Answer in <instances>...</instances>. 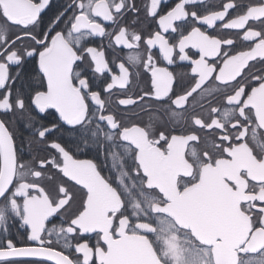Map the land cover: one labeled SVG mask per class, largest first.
Segmentation results:
<instances>
[{
    "label": "snow or ice",
    "instance_id": "obj_1",
    "mask_svg": "<svg viewBox=\"0 0 264 264\" xmlns=\"http://www.w3.org/2000/svg\"><path fill=\"white\" fill-rule=\"evenodd\" d=\"M0 264H264V0H0Z\"/></svg>",
    "mask_w": 264,
    "mask_h": 264
},
{
    "label": "flooded vegetation",
    "instance_id": "obj_2",
    "mask_svg": "<svg viewBox=\"0 0 264 264\" xmlns=\"http://www.w3.org/2000/svg\"><path fill=\"white\" fill-rule=\"evenodd\" d=\"M58 2H63V0H58ZM176 2V0H169V5L174 4ZM142 27L145 29V31L147 30H151L157 27V25L153 24V23H145L142 25ZM97 44H99V41H96ZM108 58L111 59L112 58V54L111 52H108ZM22 127V126H21ZM81 158H88L87 156H82ZM104 174L107 175V170L105 169ZM17 244H21L20 240H16ZM31 243V242H29Z\"/></svg>",
    "mask_w": 264,
    "mask_h": 264
}]
</instances>
